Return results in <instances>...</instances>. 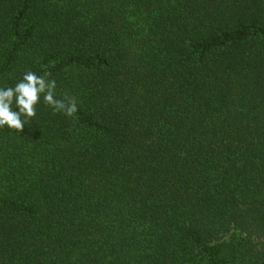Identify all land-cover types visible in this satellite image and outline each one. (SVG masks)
I'll use <instances>...</instances> for the list:
<instances>
[{
  "label": "trees",
  "instance_id": "1",
  "mask_svg": "<svg viewBox=\"0 0 264 264\" xmlns=\"http://www.w3.org/2000/svg\"><path fill=\"white\" fill-rule=\"evenodd\" d=\"M27 71L77 112L0 128V264H264V0H0Z\"/></svg>",
  "mask_w": 264,
  "mask_h": 264
},
{
  "label": "clouds",
  "instance_id": "2",
  "mask_svg": "<svg viewBox=\"0 0 264 264\" xmlns=\"http://www.w3.org/2000/svg\"><path fill=\"white\" fill-rule=\"evenodd\" d=\"M55 87L54 80L27 71L14 87L0 88V128L21 132L36 116V105L41 102V97L53 113L74 117L77 112L75 98L56 99ZM13 104L18 111L13 110Z\"/></svg>",
  "mask_w": 264,
  "mask_h": 264
}]
</instances>
